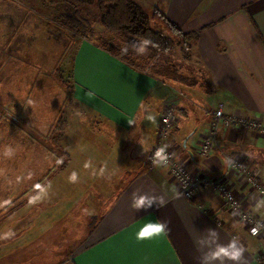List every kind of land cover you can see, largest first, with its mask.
<instances>
[{
  "label": "crops",
  "instance_id": "obj_1",
  "mask_svg": "<svg viewBox=\"0 0 264 264\" xmlns=\"http://www.w3.org/2000/svg\"><path fill=\"white\" fill-rule=\"evenodd\" d=\"M134 1L157 7L182 32H197V38L178 49L176 60L174 49L159 53L150 46L147 55L129 51L122 56L121 49L94 37L81 34L72 43L71 97L80 111L71 117L73 124L68 118L65 128L48 129L50 135L54 129L61 133L56 143L64 152L60 170L45 174V149L40 142H29L23 131L17 144L8 145L12 156L4 155L5 144L0 152V247L13 245L14 252L36 247L42 232L64 216L76 223L86 198L107 196L105 183L119 181L94 225L51 264H199L207 249L197 251V242L209 228L219 233L221 243L239 235L249 264H264L258 257L264 235L252 236L248 223L209 188L193 198L178 195L168 168H150L148 159L159 116L170 106L175 121L164 144L193 175L223 178L242 208L264 222V198L225 163L226 156L237 159L264 183V132L225 126L214 116L221 103L225 115L250 118L264 128V0ZM189 64L193 66L186 73L183 66ZM149 114L155 122L146 118ZM70 115L74 113L66 118ZM132 118L139 120L138 126L127 123ZM212 133L216 143L201 155V141ZM49 154L57 163L58 157ZM73 172L75 181L70 180ZM136 191L163 195L168 203L135 211L131 202ZM149 220L167 222L170 231L138 241L136 232ZM36 231L42 232L31 233Z\"/></svg>",
  "mask_w": 264,
  "mask_h": 264
},
{
  "label": "rangeland",
  "instance_id": "obj_2",
  "mask_svg": "<svg viewBox=\"0 0 264 264\" xmlns=\"http://www.w3.org/2000/svg\"><path fill=\"white\" fill-rule=\"evenodd\" d=\"M142 8L150 15L154 7ZM99 16L96 3L85 4L80 0H0V129L4 130H0V152L4 144L7 147L17 144L18 134L23 131L29 142H40L45 149V162L48 163L45 174L60 170L64 158L59 156L64 152L56 144L61 133L55 129L65 128L68 118L69 125L73 124L71 117L80 111L71 97L68 60L72 43L81 34L119 49L140 40L106 30ZM151 26L168 36L169 33L156 23L151 21ZM190 41H177L172 49L158 52L174 49L172 58L176 60L178 49H184ZM192 64L183 66L184 72L187 73ZM70 112L74 115L66 118ZM52 126L55 129L50 135L48 129ZM51 145L55 150L60 148L58 153L50 149ZM49 153L58 157L57 163L50 160ZM33 157L30 156L32 160ZM119 183H105L107 192L103 189V193L107 196L95 193V198H91L92 195L86 198L82 209L76 207L79 212L74 217L76 223L64 216L53 229L41 231L36 247L15 252L11 251L13 245L0 247V264H51L61 259L98 218L104 203L109 202L107 197L118 189Z\"/></svg>",
  "mask_w": 264,
  "mask_h": 264
},
{
  "label": "built area",
  "instance_id": "obj_3",
  "mask_svg": "<svg viewBox=\"0 0 264 264\" xmlns=\"http://www.w3.org/2000/svg\"><path fill=\"white\" fill-rule=\"evenodd\" d=\"M175 109L168 106L165 107L158 120V124L155 130L156 141L153 146L150 148L148 159L149 167H153L150 157L155 152V150L165 145V139L170 135V132L173 128L175 121ZM214 116L217 120H220L225 126H243L253 129H258L259 131L264 132V128L253 119L240 117L236 115H225L223 112V105L220 103L214 110ZM215 127V126H214ZM216 143L215 134L212 133L201 141L199 147V153L201 155H206L211 150ZM167 152L169 153L171 159L169 162L168 172L171 178L177 183L180 192L186 198H193L196 196L199 191L203 188H209L215 191L221 198L224 204V207L228 210L237 212L239 219L243 222L248 223V231L257 221L249 212L245 211L238 198L236 197L233 190L227 185V183L221 177H211L206 175H193L187 167L179 161L171 148L167 147ZM234 161L232 166H227L229 169L236 170L245 178V182L255 190L262 198H264V183H262L257 175H255L249 168L245 167L237 159L226 156ZM185 185H187L185 187ZM246 218V219H244ZM250 233V231H249ZM251 234V233H250ZM264 235V231L261 232ZM259 259L264 260V250L259 253Z\"/></svg>",
  "mask_w": 264,
  "mask_h": 264
},
{
  "label": "clouds",
  "instance_id": "obj_4",
  "mask_svg": "<svg viewBox=\"0 0 264 264\" xmlns=\"http://www.w3.org/2000/svg\"><path fill=\"white\" fill-rule=\"evenodd\" d=\"M155 47V44L151 39L142 38L140 40H134L123 46L120 50V54L127 55L129 49L132 50L137 56L147 55L149 48ZM89 96L93 93H87ZM149 121L155 122L156 117L154 115H147L146 117ZM127 123L129 125L138 126L139 120L137 118L128 119ZM167 145H162L158 147L155 152L150 157L152 165L154 167H163L167 168L170 162V155L167 152ZM143 149V153L145 154ZM14 154V149L7 147L4 149L5 156H12ZM225 163L227 166H232L234 161L230 158H226ZM77 174L73 172L70 176L71 181H75ZM187 185H185L186 187ZM138 191L133 192L131 207L135 211L148 210L153 207L161 209L168 201L163 195L150 196L147 194H137ZM178 195H183L178 193ZM246 219V218H244ZM170 231L169 225L165 221L160 220H149L144 223L139 230L136 232L135 236L138 241L151 240L153 238L160 237L162 235H167ZM250 233L252 236H258L264 231V222L257 220L254 225L250 228ZM198 247L197 251H200L201 247L206 248L199 259V264H249L248 258L246 256L247 248L244 243L241 241L239 235H233L227 243L220 242L219 233L212 228L207 229V235L204 239L197 242Z\"/></svg>",
  "mask_w": 264,
  "mask_h": 264
},
{
  "label": "trees",
  "instance_id": "obj_5",
  "mask_svg": "<svg viewBox=\"0 0 264 264\" xmlns=\"http://www.w3.org/2000/svg\"><path fill=\"white\" fill-rule=\"evenodd\" d=\"M82 3H96L99 10V22L108 31L122 32L134 38H148L155 44L157 51L172 49L177 41H189L197 38V32H182L158 8L149 15L134 0H80ZM151 21L169 34L165 36L153 29ZM92 224L91 226H93Z\"/></svg>",
  "mask_w": 264,
  "mask_h": 264
}]
</instances>
